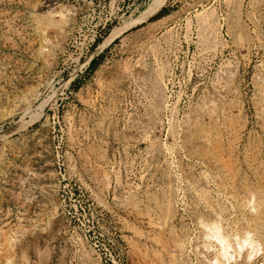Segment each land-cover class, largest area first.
<instances>
[{
    "label": "rangeland",
    "instance_id": "obj_1",
    "mask_svg": "<svg viewBox=\"0 0 264 264\" xmlns=\"http://www.w3.org/2000/svg\"><path fill=\"white\" fill-rule=\"evenodd\" d=\"M41 1L0 0V264H206L202 220L226 205L228 229L264 238L248 213L264 189V0H165L92 73L136 16L86 50L73 0H54L64 20Z\"/></svg>",
    "mask_w": 264,
    "mask_h": 264
},
{
    "label": "bare ground",
    "instance_id": "obj_2",
    "mask_svg": "<svg viewBox=\"0 0 264 264\" xmlns=\"http://www.w3.org/2000/svg\"><path fill=\"white\" fill-rule=\"evenodd\" d=\"M165 2V0H152V2L148 5V7L147 8H145L143 11H141V13L138 15V16H136L132 21H130L129 23L127 22V24H125V25H123V26H121V27H118V28H114L112 31H111V33L110 34H108L107 36H106V38L103 40V42L102 43H100L99 45H98V47H97V49L95 50V52L92 54V55H90L89 57H88V59H87V62L89 63L90 61H91V59H92V57L96 54V53H98V52H100V51H102L107 45H109L116 37H119L120 35H122L125 31H127L129 28H131V27H133V26H135V25H139V24H141V23H143V22H145L149 17H151L152 15H154L156 12H157V10L161 7V5L163 4ZM54 4H56V2L54 1V0H42L41 1V7H48V10H46V12L45 13H43V15H45V17H47V18H49V19H53V18H55L56 16H61L62 18H63V20H64V17L67 15L65 12H64V10H66V8H64L63 7V9L61 10V11H58L57 10V6H53ZM69 8V7H68ZM204 10H206V9H204ZM68 11V10H67ZM66 11V12H67ZM216 12V11H215ZM213 13V12H212ZM198 15V14H197ZM67 17V16H66ZM201 17H203V21H204V26H206V28H212V23L214 22H211V19H210V17H208V16H201ZM62 21V20H61ZM65 22V21H64ZM217 22V21H216ZM119 26V25H118ZM213 27H214V24H213ZM215 29H216V27H215ZM211 30V29H210ZM201 31V30H200ZM205 31H206V29H205ZM205 31H204V33H205ZM218 32V31H217ZM210 33V32H209ZM213 33V32H212ZM210 35V34H209ZM204 36V35H203ZM211 36V35H210ZM215 36V35H214ZM217 37V36H216ZM209 38V37H208ZM215 38V37H214ZM217 39V38H216ZM202 41V40H201ZM208 41V40H207ZM213 41V40H212ZM216 42H217V40H215ZM214 41V42H215ZM220 41V40H219ZM44 48V47H43ZM160 78V77H159ZM169 86V85H168ZM48 100H49V98H48ZM47 99L46 100H44V102H42L40 105V107L39 108H42L43 110L42 111H44V109L46 108V106L48 105V101ZM50 101V100H49ZM168 102V101H167ZM166 104V103H165ZM209 111V110H208ZM260 111H262V110H260ZM207 112V111H206ZM217 112V111H216ZM209 113V112H208ZM212 114V113H211ZM213 114H214V112H213ZM33 116V115H32ZM40 116V113H38V114H35V118L36 117H39ZM214 116V115H213ZM211 118V117H210ZM198 122V121H197ZM199 123V122H198ZM197 123V126H195V123H194V126H195V128H197L198 127V124ZM213 124V123H212ZM192 125H193V123H192ZM200 125H201V123H200ZM204 125V124H203ZM186 126V125H185ZM191 126V125H190ZM205 126V125H204ZM207 126V125H206ZM187 127L189 128V125H187ZM187 127H184L185 129L187 128ZM193 126H191L190 128H192ZM200 127H202V126H199V130L201 129ZM213 127H215V126H213ZM261 127V126H260ZM187 128V129H188ZM189 128V129H190ZM194 128V129H195ZM193 130V129H192ZM191 130V131H192ZM204 129H202V131H203ZM196 131H198V130H196ZM201 130H200V132H202ZM205 131H206V129H205ZM207 131H209V130H207ZM206 131V132H207ZM194 132V131H193ZM199 132V131H198ZM197 132V133H198ZM218 132H220V131H218ZM208 133V132H207ZM195 134V133H194ZM194 134H192V136L194 135ZM258 134V133H257ZM148 135H150V134H148ZM197 135V134H196ZM199 135V134H198ZM215 135V134H214ZM186 136V135H185ZM211 136V135H210ZM190 138H192V137H190ZM207 138H208V136H207ZM206 138V139H207ZM211 138H214V137H211ZM188 140H193V138L192 139H189V138H187ZM209 139V138H208ZM216 140H217V138H216ZM218 141V140H217ZM216 141V142H217ZM189 143H191L190 141H188ZM195 142H196V139H195ZM200 142V141H199ZM206 142V141H205ZM212 142V141H211ZM221 142V141H220ZM186 143V142H185ZM202 143V142H201ZM218 143V142H217ZM192 144V143H191ZM203 144H204V142H203ZM213 144V143H212ZM214 145V144H213ZM212 145V146H213ZM188 146H190V145H188ZM219 145H217V147H218ZM171 148V147H170ZM190 149V148H189ZM208 149V148H207ZM206 149V150H207ZM211 149V148H210ZM212 149H213V147H212ZM212 149H211V151H212ZM214 149H215V147H214ZM221 149V148H220ZM192 150V149H191ZM199 150H201V149H199ZM219 150V149H218ZM192 151H194V150H192ZM214 151H216L217 152V150H214ZM222 151V150H221ZM177 152V151H176ZM188 152V151H187ZM202 152V151H201ZM193 153V152H192ZM197 153H198V151H197ZM196 153V154H197ZM200 153V152H199ZM207 153V152H206ZM210 153H212V152H210L209 151V154ZM218 153V152H217ZM249 153H250V151H249ZM256 153V152H255ZM203 154V153H202ZM222 154V153H221ZM191 155H193V154H191ZM206 155V154H205ZM210 155H213L214 156V153L213 154H210ZM224 155V154H223ZM246 155V154H245ZM250 155H253V154H250ZM196 156V155H195ZM207 156H209V155H207ZM201 157V156H200ZM215 157V156H214ZM214 157H212V159H214ZM252 157V156H251ZM189 158V157H188ZM194 158V157H193ZM202 158V157H201ZM204 158H205V156H204ZM220 158V157H219ZM248 158V157H247ZM221 159V158H220ZM226 159V158H225ZM230 159V158H229ZM205 160V159H204ZM215 160V159H214ZM224 160V159H223ZM246 160V159H245ZM252 160V159H251ZM194 161V160H193ZM207 161V160H206ZM205 161V162H206ZM210 161V160H209ZM220 161V160H219ZM237 162H238V160H236ZM247 161V160H246ZM222 162V161H221ZM227 162V161H226ZM226 162H225V166L227 167V165H226ZM224 163V162H223ZM183 164V163H182ZM198 164V163H197ZM201 164H202V162H201ZM209 164H210V162H209ZM234 164V163H233ZM196 165V164H195ZM219 165H220V163H219ZM235 165V164H234ZM257 165V164H256ZM213 166H215V165H213ZM197 167V166H196ZM220 167H222V166H220ZM232 167H233V165H232ZM210 168V167H209ZM223 168V167H222ZM225 168V167H224ZM228 168V167H227ZM226 168V169H227ZM239 168H242V167H240L239 166ZM213 169V168H212ZM229 169H230V167H229ZM206 170V169H205ZM217 170V169H216ZM216 170H214V171H216ZM219 170V169H218ZM204 171V170H203ZM207 171V170H206ZM211 171V170H210ZM227 171V170H226ZM201 172V171H200ZM207 172H209V171H207ZM224 172V171H223ZM231 172H233L232 171V169H231ZM234 172H235V170H234ZM233 172V173H234ZM206 173V172H205ZM213 173V172H212ZM226 173H228V171L226 172ZM230 173V172H229ZM236 173V172H235ZM192 174V173H191ZM208 174V173H207ZM219 174H221V173H219ZM248 174V173H247ZM260 174V173H259ZM222 175V174H221ZM195 176V175H194ZM203 176V175H202ZM207 176V175H206ZM218 175H216V177H217ZM226 176V175H225ZM234 176H236L235 174H234ZM242 176V175H241ZM259 176V175H258ZM197 177V176H196ZM222 177V176H221ZM250 177V176H249ZM256 177V176H255ZM194 178V177H193ZM217 178H219V177H217ZM247 178V177H246ZM171 179V178H170ZM198 179H200V178H198ZM198 179H197V181H198ZM212 179V178H211ZM224 180V179H223ZM242 180H244V179H242ZM246 180V179H245ZM201 181H202V179H201ZM252 181V180H251ZM200 182V181H199ZM205 182V181H204ZM211 182V181H210ZM243 182V181H242ZM244 182H246V181H244ZM206 183V182H205ZM208 183H209V181H208ZM213 183V182H212ZM215 183V182H214ZM253 183V182H252ZM202 184V183H201ZM229 184V183H228ZM203 185V184H202ZM247 185V184H246ZM170 186H171V184H170ZM197 186V185H196ZM198 186H199V184H198ZM204 186V185H203ZM221 186V185H220ZM169 187V186H168ZM167 187V188H168ZM224 187V186H223ZM236 187V186H235ZM238 187V186H237ZM253 187V186H252ZM188 188V187H187ZM205 188H207L206 186H205ZM220 188V187H219ZM226 188V185H225V187H224V189ZM169 189H173V188H169ZM168 189V190H169ZM194 189V188H193ZM208 189H209V187H208ZM214 189V188H213ZM232 189V188H231ZM247 189H249V188H247ZM261 189V188H260ZM230 189H228V191H229ZM259 190V189H258ZM163 191H165V190H163ZM194 191V190H193ZM223 191V190H222ZM233 191V190H232ZM166 192V191H165ZM169 192V191H168ZM167 192V193H168ZM174 192V191H173ZM191 192H192V190H191ZM195 192V191H194ZM248 192V191H247ZM249 192H252V191H250V189H249ZM254 192H256V191H254ZM164 193V192H163ZM163 193H162V195H163ZM203 193V191L200 193V194H202ZM230 193V192H229ZM165 194V193H164ZM193 194V193H192ZM217 194V193H216ZM251 194V193H250ZM250 194H249V196H250ZM157 195V194H156ZM194 195V194H193ZM197 195H199V194H197ZM196 195V196H197ZM215 195V194H214ZM226 195V194H225ZM184 196V195H183ZM229 196V195H228ZM239 196H241V195H239ZM223 197H224V195H223ZM162 198V197H161ZM205 198V197H204ZM212 198V197H211ZM156 199H158V198H156ZM222 199H224V198H222ZM237 200H238V198H236ZM160 200V199H159ZM175 200V199H174ZM201 200V199H200ZM199 200V201H200ZM202 200H207V199H202ZM201 200V201H202ZM208 200H209V198H208ZM207 200V201H208ZM211 200V199H210ZM234 200H235V198H234ZM243 200H244V197H243ZM240 201V202H247V200L248 199H246L245 201ZM198 201V202H199ZM204 201V202H205ZM223 201V200H222ZM222 201H220V202H222ZM226 202L228 201V199L227 200H225ZM161 202V201H160ZM203 202V203H204ZM213 202V201H212ZM233 202V201H232ZM206 203V202H205ZM223 203H224V201H223ZM239 202H237V204H238ZM200 204V203H199ZM220 204V203H219ZM227 204V203H226ZM225 204V205H226ZM240 204V203H239ZM241 204H243V203H241ZM248 204L250 205V212H248V213H250V214H252L253 215V217H251V219H253V223L254 224H257V223H259V222H261L262 221V216L264 215V189H261V191H260V193H258V194H256V193H252L251 194V197L249 198V200H248ZM164 206H162V204H161V206H162V214H164L165 215V218L167 219V218H169V219H171V218H173V216H175V208H174V206L175 205H173L172 204V197L171 196H168L167 197V199H166V203L165 204H163ZM214 205V204H213ZM224 204H223V206H225ZM246 205V204H245ZM160 205H158V207H159ZM197 206V205H196ZM203 206V205H202ZM210 206H211V204H210ZM227 206V205H226ZM226 206L225 207H221L220 208V210L218 211V210H215V213H216V215H217V218H215V219H212V220H210V221H203L202 219V224H203V226H202V228H204L205 229V238H206V240H204L205 242L202 244V246H197L198 247V249L200 250V252L198 251L197 253H201L202 254V257H204L205 258V261H206V264H242V261L245 259V261H246V264H252V263H254L255 261H256V259L259 257V256H261L262 254H264V238L263 237H261V236H259V235H257V232H254L253 231V229H252V223H250V222H248L247 223V225H239L237 228H232V226L231 225H229V226H231L229 229L227 228V226L228 225H226V222L224 221L225 220V218L223 217V214H224V210L226 209ZM237 206V205H236ZM242 206V205H241ZM248 206V205H247ZM176 207V206H175ZM214 207V206H213ZM243 207V206H242ZM215 208V207H214ZM235 208V207H234ZM248 208V207H247ZM204 209V208H203ZM228 209V208H227ZM150 210V209H149ZM200 210V209H199ZM233 210H235V209H233ZM237 210V209H236ZM235 210V211H236ZM242 210V209H241ZM201 211V210H200ZM208 211V210H207ZM202 212V211H201ZM226 212V211H225ZM229 212V211H228ZM239 212V211H238ZM238 212H236V214H238ZM242 213V212H241ZM244 213V212H243ZM247 214V213H246ZM245 214V215H246ZM205 215H206V213H205ZM225 215V214H224ZM229 215V214H228ZM234 215H235V213H234ZM240 215V214H239ZM243 215V214H242ZM212 216V215H211ZM226 216V215H225ZM231 216V215H230ZM238 216V215H237ZM206 217V216H205ZM228 217V216H227ZM234 217V216H233ZM240 217V216H239ZM237 218V217H236ZM244 218V217H243ZM152 219H154V218H152ZM169 219H167V220H169ZM206 219V218H205ZM234 219V218H233ZM248 219H250V218H248ZM236 220V219H235ZM264 220V219H263ZM165 221V220H164ZM230 221V220H229ZM234 221V220H233ZM239 221V220H238ZM244 221H246V219H244ZM251 221V220H250ZM185 222V221H184ZM224 222H225V224H224ZM240 222V221H239ZM154 223V222H153ZM198 224V225H199ZM152 225H154V224H152ZM199 225V226H200ZM187 226V225H186ZM196 226V225H195ZM260 226H262L261 224H260ZM198 228V227H197ZM199 229V228H198ZM262 229V228H261ZM190 230H191V228H190ZM195 230H197V229H195ZM258 230H260V228L258 229ZM188 232V231H187ZM187 232H185L186 234H187ZM259 233V232H258ZM188 234H189V232H188ZM193 234V233H192ZM178 235V234H177ZM181 235V234H180ZM260 235H261V233H260ZM187 236V235H186ZM199 236V235H198ZM197 236V237H198ZM264 236V235H263ZM179 237V236H178ZM191 237V236H190ZM196 237V238H197ZM187 239H188V237H186ZM202 239H203V237H202ZM188 240H191V238L190 239H188ZM195 240V239H194ZM199 240V239H198ZM179 241L181 242L182 240H180V238H179ZM186 241V240H185ZM192 241V240H191ZM200 241V240H199ZM203 241V240H202ZM214 242H216V244H214ZM184 243V242H183ZM189 243V242H188ZM196 243V242H195ZM180 244V243H179ZM185 244V243H184ZM200 244V243H199ZM199 244H197V245H199ZM187 245V244H186ZM182 247V246H181ZM193 247V246H192ZM196 247V248H197ZM162 248V247H161ZM194 249V248H193ZM197 249V250H198ZM182 250H185V249H183L182 248ZM191 250V249H190ZM187 251V250H186ZM192 251V250H191ZM177 253V252H176ZM191 253V252H190ZM189 254V253H188ZM194 254H195V252H194ZM161 255V254H160ZM200 255V254H199ZM189 256V255H188ZM196 256V255H195ZM198 256V255H197ZM174 257H175V255H174ZM201 257V258H202ZM200 258V257H199ZM199 258H198V261H199ZM203 258V259H204ZM262 259V258H261ZM90 260V259H89ZM183 260V259H182ZM188 260V259H187ZM92 261V260H91ZM195 261H197V260H195ZM204 261V262H205ZM259 261H260V259H259ZM93 262V261H92ZM194 262V261H193ZM185 263H186V260H185ZM256 263V262H255ZM192 264V263H191ZM200 264H202V263H200ZM244 264V263H243ZM261 264H264V261L261 263Z\"/></svg>",
    "mask_w": 264,
    "mask_h": 264
},
{
    "label": "built area",
    "instance_id": "obj_3",
    "mask_svg": "<svg viewBox=\"0 0 264 264\" xmlns=\"http://www.w3.org/2000/svg\"><path fill=\"white\" fill-rule=\"evenodd\" d=\"M151 0H73L80 25L81 49L89 50L115 23L133 18L145 9Z\"/></svg>",
    "mask_w": 264,
    "mask_h": 264
},
{
    "label": "trees",
    "instance_id": "obj_4",
    "mask_svg": "<svg viewBox=\"0 0 264 264\" xmlns=\"http://www.w3.org/2000/svg\"><path fill=\"white\" fill-rule=\"evenodd\" d=\"M167 11L166 7L161 8V10L157 13V15H162ZM101 39L98 40V42H100ZM104 58V54H100L98 56H96L95 58H93V60L90 62V65L88 67V71L90 73L94 72L100 65V63L102 62ZM80 80L79 78L75 79L72 83L73 88L77 89L80 86Z\"/></svg>",
    "mask_w": 264,
    "mask_h": 264
},
{
    "label": "water",
    "instance_id": "obj_5",
    "mask_svg": "<svg viewBox=\"0 0 264 264\" xmlns=\"http://www.w3.org/2000/svg\"><path fill=\"white\" fill-rule=\"evenodd\" d=\"M91 60H92V59H91ZM17 126H18V124L15 125V126H12V127H10V128H8L6 131H4L3 134H10V133L15 132V128H16Z\"/></svg>",
    "mask_w": 264,
    "mask_h": 264
}]
</instances>
